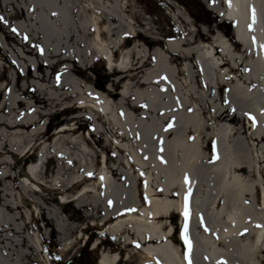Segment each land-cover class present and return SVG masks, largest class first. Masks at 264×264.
Masks as SVG:
<instances>
[{"label": "bare ground", "instance_id": "bare-ground-1", "mask_svg": "<svg viewBox=\"0 0 264 264\" xmlns=\"http://www.w3.org/2000/svg\"><path fill=\"white\" fill-rule=\"evenodd\" d=\"M129 1L39 0L43 15L50 11L52 17L54 54L59 53L61 47L72 51L66 59V72L74 78L60 82L57 77V81H53L49 67L43 66L50 65L49 61L35 60L32 51H27L32 56L24 71L13 64L15 71L9 72L7 82L0 84V264H57L52 260L51 243L63 248L64 261L88 231L91 236L87 237L86 244L93 242L94 250H103L97 264H191L194 248L190 242L186 243L183 235L178 238L187 247L189 260L167 242L173 237V232L167 231L168 227L170 229L168 221L160 222L173 214L185 219L186 207L188 230H192V223L199 222L205 211L214 224L200 227L201 232L213 231L220 242L230 238L232 233L254 232L255 242L263 245L264 0H218L226 9L212 7L209 0H203L215 14L237 23V43L243 53H248L246 57L239 53L238 57L235 55L237 59L231 61L233 54L225 42L217 38L191 50L183 46L187 39L168 42L169 53L182 58L194 57V68L207 87L203 91L198 89V82L186 77L187 63L181 64L178 70L184 75L179 82L172 67L178 64V57L166 58L159 48L146 56L145 47L135 43L127 50L128 58L123 54V58L114 59L118 50L130 40L136 42L144 32H138L135 20L142 12ZM29 14L34 18L31 12ZM7 21L12 24L9 18ZM13 28L35 45L33 33L15 24ZM187 46H193L192 41ZM133 52L140 57L137 61ZM218 56L223 63L215 62ZM84 57L89 63L97 57L108 72L121 73L118 80L128 78L132 70L144 74L151 57V69L156 66L157 69L143 77L144 88H139L133 102H126L135 89L130 81L122 87L121 93H116L111 86L99 93L78 82L76 75L83 69L79 59L84 61ZM238 60L244 66L242 77L231 76L238 69L232 63ZM222 66L233 68L229 76L224 77ZM166 71L171 76L169 80ZM215 74L216 89L211 86ZM2 77L0 74V81ZM227 87L226 93L221 95ZM35 89L38 91L35 99L26 101L27 95ZM211 98L223 106V109L216 108L217 121L212 120L214 134L219 138H214L212 160L201 146L206 137L200 118L209 117L206 106L210 105ZM232 100L237 102L235 109ZM38 104L48 105L51 112L52 104L66 109L78 106L81 109L78 117H91L94 113L112 119L125 117L121 122L123 128L132 131V148L122 147L119 151L129 157L131 162L125 166L134 171L133 175L128 168L124 172L123 166L112 165L107 157L97 160V154H88L91 161L80 164V175L76 179L68 176L64 167L67 165L60 163L52 167V144L41 141L48 136L39 128L31 131L45 115ZM66 109L64 112L68 111ZM135 117H154L152 130L140 133ZM230 117L239 120L249 117L251 123L257 121L259 125H251L243 132V127H235ZM23 131L29 132L26 137ZM70 132L71 127L63 128L56 134L59 138L56 142ZM243 135L248 148L233 152L232 141ZM37 150L42 156L40 164L27 173L25 170L23 178L19 177L18 155L22 154L25 161ZM6 155L14 160H6L3 157ZM56 167L60 178L52 180ZM123 176L127 178L122 180ZM124 183L129 184L130 196L123 192ZM57 195H62L61 201ZM255 203L260 209L257 214L250 210ZM82 224L86 226L83 228ZM91 225L119 244L105 248L106 242L94 240L96 232ZM202 239L209 253H219V244L211 246L205 237ZM204 256L212 261L211 255Z\"/></svg>", "mask_w": 264, "mask_h": 264}, {"label": "rangeland", "instance_id": "rangeland-1", "mask_svg": "<svg viewBox=\"0 0 264 264\" xmlns=\"http://www.w3.org/2000/svg\"><path fill=\"white\" fill-rule=\"evenodd\" d=\"M129 2L138 7L142 12V16L138 15L137 18H135L138 32H145V30L146 32L140 33V37L139 39H136V42L135 40H130L126 46L118 50V52L115 53L114 59L123 58V54L128 58L129 54L127 53V50L131 49L135 43L136 45L146 48H144L146 56H149V51L152 52L151 50L154 48H159V51L166 55V58L178 57V64H174L172 67L176 71V79L179 82L183 80L184 75L178 73V70L181 68V64L187 63L189 67L186 77L190 81L196 82V84L198 82V89L203 91L204 89H207V87L201 83L200 77L198 76L200 72L197 68H194V64L196 63L194 57L189 55L186 58H182L179 57V55L175 56L172 53H169L167 50L169 41H175L180 38L187 39L188 42L187 40H184L185 44L183 46L191 50V48L203 47L204 43H211L217 38L225 42L230 53L233 54L231 61H235L240 55L239 53H243L241 45H239L235 39V25L224 20L223 17L215 14L208 8L207 4L209 3L212 7L226 9V7L220 4L218 0H209L208 3H205L203 0H130ZM32 10L34 13H32ZM30 12L34 15V18L29 14ZM49 13L50 11H47L45 12V15H43L39 0H0V17H2V19H0V74H3L0 84L2 81L7 82V75L9 72L13 73L15 71V66L13 64H17L24 71V67L28 64L32 55H34L33 59L35 60L49 61L50 65L45 64L43 66L49 67L53 81H57V77L60 82H68L74 78V76H71L66 72L68 67L66 59L69 58L72 51H68L66 47H61V51L58 50L59 53L54 54L52 50L54 48L52 45V17H50ZM7 18L12 21V24L7 21ZM35 18L36 20L33 23L32 20ZM13 24L19 26L26 32L30 31L33 33L31 36L33 39L35 36V45H31L27 37L17 32V30L13 28ZM190 41H192L193 46H187ZM27 51H32V55H30V52L27 53ZM210 53L212 54V50ZM243 55L246 57L248 53L244 52ZM132 56L136 61L140 58L134 52L132 53ZM79 60L83 69L80 74L76 75V77L78 78V82L82 83L87 89L89 88L92 91L104 93L105 89L108 86H111L116 93H121L122 87L127 81L133 83L135 89L132 94L127 97L126 102H133V98L137 96L139 88H144L142 86L144 84L143 77L146 78L147 73L152 75L157 69V66L154 70L151 69L153 63L151 57L150 63L145 66L144 74L132 70L128 73V78L123 80H121V78L120 81L117 77L120 76L121 73L108 72L103 62L97 57L94 58L92 63L88 62L87 57H84V61L83 58ZM135 60L133 59L134 62H136ZM215 62L218 64L223 63L221 56H218V61ZM242 63L243 62L240 60L232 63L233 65H236L238 69H236L237 72L234 70L235 74L232 72L231 76L237 75L242 77L241 70H244ZM230 70L233 71V68L228 66L222 68L224 77L229 76ZM163 73L165 76V72ZM132 75L135 77L133 80H130L129 77ZM166 77L168 80L171 77L168 71H166ZM208 84L211 85L209 82ZM211 86H214L215 89L217 88L216 74L214 75V83H212ZM227 90L228 87L221 92V95H224ZM34 95H38L36 89L27 95L26 101H33L32 99L34 98ZM54 96L55 92L52 89V99ZM232 102L233 103L231 104L233 108H237V102L235 100H232ZM209 103L210 105L206 106V111L209 117H200L203 132L206 137L201 146L210 157V160H212L215 153L213 146L214 138L219 139L214 134L212 120L215 122L217 121L218 117H216V108L223 109V106L212 98L209 99ZM38 106L42 108L45 115L40 117L41 123H39L38 126L33 127L31 131L39 128L46 134V136H48V138L42 139L41 141H44L48 145L52 144V157H54L52 160V167L59 166L60 163L67 165L64 167L67 169L68 176L71 179H76L80 175V164L88 163L89 160L91 161V157H87L88 154H97L99 155L97 160H99L101 156L102 158L107 157L112 165H116L119 168L123 166L124 172H126L125 168H128V172L133 175L132 173H134V171L125 166L129 165V162H131L129 157H127L126 154L123 155L119 151V148L122 147L128 149L132 148L130 142L132 131L131 129L123 128L124 124L121 122L125 117H114V119H112L109 117H99L97 113L92 114L91 117H78L81 110L78 107H69V109L67 108L68 111L64 112L66 109L65 107H54L52 104L51 112L48 105L38 104ZM135 118L140 133L146 134V131L152 130L151 126L154 117ZM230 118L232 119V124H235V127H243V132L247 131L251 125H254V127L259 125V122L257 121L254 124L251 123L249 117H243L241 120L236 117ZM252 122L254 121L252 120ZM67 126L71 127L72 132L66 134L64 138H61L62 141L56 142L58 138L56 134ZM27 133L29 132L23 131L25 137ZM230 142L228 144H230ZM246 142L245 135H243V137L241 136L240 139H234L231 143V149L233 152H239L242 149H246L249 146ZM108 150L113 151L114 154ZM40 154L39 150L32 152L27 156L25 161L22 159V154L18 155V161H20L21 165L18 168L19 177L23 178L21 175L25 174V170L30 164L31 167H36L35 162H37V160L40 161L42 158ZM55 156H69V158L56 159ZM3 157L8 161L14 160L10 155ZM67 160H69L71 164ZM53 171L54 174H52V180L59 179V170L57 167L55 169L53 168ZM135 175H138V173ZM108 176L113 178L111 174H108ZM203 176L202 178L204 179L205 177ZM123 178L121 179L125 180L127 177L123 176ZM136 179L140 182L138 177H136ZM122 186L124 194L130 196L128 192L129 184L124 183ZM79 189L80 188L76 189L74 192L77 193ZM262 196L264 197V186L262 189ZM250 210L254 214L259 213V204L255 203L251 205ZM186 220L187 218L184 219V217H181L180 215L173 214L160 222L165 223L168 221L170 229L168 227L167 231L171 230L173 232V237L168 239L167 242L177 248L182 253L183 257H187L190 260V253L188 254L187 247L178 239L179 236H184L185 234ZM88 223L91 224L92 221H88ZM212 224H214V222L204 211L200 221L192 223V230H188L186 227L188 241L194 248V261L191 262V264H264V240L263 245L257 244L255 242L254 232L243 231L232 233L230 234V238L220 242L218 236L214 234L213 231H200V227H209ZM85 226V224H82L83 228ZM91 228L96 232L94 240L99 239V241L108 244L105 248H110L113 245L117 246L119 244L114 238L100 234L102 232L100 228H96L92 225ZM79 236L80 235H78V237ZM90 236L91 231H88L87 235H85V239H81L80 244L64 261L62 260L63 248H60L57 244L52 242L50 248L54 253L52 260H55L57 264H97L99 254H101L103 250H94L93 242L89 245L86 244L87 237ZM202 237H205L207 241L210 242L211 246L212 244H219V253L217 255L215 252H208V248L203 245ZM204 247H206L205 252ZM204 254L211 255L212 261L208 260Z\"/></svg>", "mask_w": 264, "mask_h": 264}, {"label": "snow or ice", "instance_id": "snow-or-ice-1", "mask_svg": "<svg viewBox=\"0 0 264 264\" xmlns=\"http://www.w3.org/2000/svg\"><path fill=\"white\" fill-rule=\"evenodd\" d=\"M254 18V17H253ZM0 19H2V17H0ZM185 218H187L188 216V211H187V207L185 208ZM184 239H185V242L188 243V236H187V228L185 227V234H184Z\"/></svg>", "mask_w": 264, "mask_h": 264}, {"label": "water", "instance_id": "water-1", "mask_svg": "<svg viewBox=\"0 0 264 264\" xmlns=\"http://www.w3.org/2000/svg\"><path fill=\"white\" fill-rule=\"evenodd\" d=\"M242 17H244V13L242 14Z\"/></svg>", "mask_w": 264, "mask_h": 264}]
</instances>
